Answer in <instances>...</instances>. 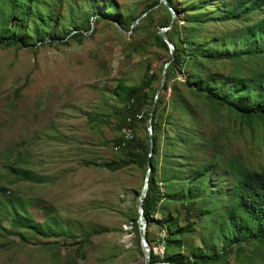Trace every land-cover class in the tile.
Here are the masks:
<instances>
[{
  "label": "rangeland",
  "instance_id": "374dc122",
  "mask_svg": "<svg viewBox=\"0 0 264 264\" xmlns=\"http://www.w3.org/2000/svg\"><path fill=\"white\" fill-rule=\"evenodd\" d=\"M110 1L116 6L115 12L126 19L138 16L155 0ZM44 2L56 4L52 28L73 30V22L85 25L87 0H40L36 5L41 7ZM97 4L102 12L106 0H98ZM9 7L20 12L19 19L27 21L22 31L35 37L29 12L13 1ZM49 8H43L45 16L50 14ZM165 16L166 11L160 10L151 27L137 30L134 27L142 25L141 20L131 25L104 17L93 25L95 32L82 37L81 42L70 36L64 39L68 43L0 45V187L5 188L0 190L4 202L0 209L15 206L33 220L53 226L56 232L62 229L69 234L42 237L30 233L25 239L23 231L11 227V219L1 217L0 264H145L132 218L139 207L138 193L146 170L133 165L111 171L101 164L121 156L114 141L122 131L116 126L119 118L111 108L122 105L115 95L120 82L138 85L146 69L151 68L159 76L153 82L158 88L170 53L154 43L152 35ZM16 22L13 20L11 26ZM256 66L264 67V58L257 60ZM211 69L229 71L220 64ZM170 92L168 88L167 98ZM183 108L173 109L175 114L181 112V120L186 115ZM195 109L198 127L206 135L218 136L225 160L236 156L250 168L264 166V124L258 121L251 126L238 114L202 101ZM145 116L135 127L142 137L148 129L152 133ZM5 164L30 169L45 182L19 180L8 174ZM220 174L225 188L232 187L238 178L225 163L214 177ZM18 199L26 203L18 204ZM169 208L175 212L178 206ZM160 216L157 213L155 218ZM216 218L212 214L202 219L196 235L187 238L186 252L194 244H205L206 239L217 241L211 240L209 227ZM157 223L149 228L151 246L163 254L164 246L158 239L165 233ZM101 227L109 231L85 237ZM71 235L83 242V257Z\"/></svg>",
  "mask_w": 264,
  "mask_h": 264
},
{
  "label": "trees",
  "instance_id": "16d2710c",
  "mask_svg": "<svg viewBox=\"0 0 264 264\" xmlns=\"http://www.w3.org/2000/svg\"><path fill=\"white\" fill-rule=\"evenodd\" d=\"M11 1L29 12L35 37L22 31L27 21L19 19L20 12L10 9ZM97 1L87 0L89 10L83 16L85 25L73 22V30H57V26H51L56 4L44 2L38 7L36 4L40 0H0V45L33 47L60 41L68 43L64 39L70 36L81 42L82 37L95 32L93 25L104 17L133 25L145 15L141 20L143 24L134 30L151 27L160 10H165L166 16L157 23L159 27L169 25L172 20L169 7L161 0L147 5L138 16L126 19L115 12L114 2L106 0L100 12ZM168 2L177 18L166 32L175 45V56L161 89L164 93L157 94L153 82L159 76L151 68L146 69L138 85L127 86L120 82L115 95L122 105L111 108L119 118L118 130L132 128L133 136L122 145L124 137L120 134L114 143L120 144L121 156L103 161L101 166L118 171L134 165L147 173L150 159V182L144 202L146 238L152 242L149 228L157 221V226L165 233L158 239L163 243L164 252L158 254L152 248L151 264H264V166L250 168L236 156L225 160L224 146L218 136L206 135L198 127L199 116L195 109L197 102L202 101L213 108H225L238 114L251 126L258 121L264 124V67L256 66L257 60L264 58V0ZM43 8H49L50 14L45 16ZM13 20L17 21L15 26H11ZM221 25L223 30H220ZM209 28L212 29L210 33ZM152 36L154 43L169 52L160 29ZM214 64L229 68V71L212 70ZM168 88L171 92L167 98ZM155 98L152 135L147 132L142 137L135 131L137 123L143 119L137 116L144 111L145 119H149ZM182 107L186 115L181 120V112L175 114L173 109ZM223 163L227 170L238 175L230 188L224 187L222 174L214 177ZM5 168L9 175L19 180L45 182L44 177L30 169L13 164H5ZM0 190L5 191V188L0 187ZM16 203L25 204L26 201L18 199ZM2 204L0 198V206ZM170 205L178 206L175 212ZM157 213H161L159 219L155 218ZM212 214L217 218L215 223L209 224L211 240L217 238V241L212 243L206 239L205 244H194L186 252L187 238L195 236L202 219ZM1 217L11 219V227L23 231L25 239L30 233L42 237L69 235L62 229L56 232L53 226L33 220L17 211L15 206L0 209ZM132 225L138 234V210ZM107 231L108 228L101 227L84 235L90 238ZM70 237L76 240L77 252L83 257V242L73 235ZM137 243L141 246L140 236Z\"/></svg>",
  "mask_w": 264,
  "mask_h": 264
},
{
  "label": "water",
  "instance_id": "95a60500",
  "mask_svg": "<svg viewBox=\"0 0 264 264\" xmlns=\"http://www.w3.org/2000/svg\"><path fill=\"white\" fill-rule=\"evenodd\" d=\"M161 1L166 6L169 7V10L172 13V20H171L169 25L160 27V34L169 47L170 57L167 59V61L165 62L164 66H163L161 80H160V83H159L158 88H157V94L160 93L163 85L166 82L168 66L173 61L174 56H175V45L172 42V40L168 37L166 32L173 26V24L176 22V18H177L176 12H175L174 8L170 5L168 0H161ZM156 98H157V96H156ZM156 98H155V100L151 106V109H150L149 128L152 125V116H153L154 109L156 106ZM148 131H149V134L152 135V133L149 129H148ZM152 148H153V141L151 140V148H150L151 151H152ZM149 156H151V152H150ZM150 167H151V163H150V159H149V165H148V170H147V173L145 176V181H144L143 187L140 191L139 207H138V229H139V235H140V244H141V248H142V251H143L144 257H145V264H151V257H152V246H151V243L146 238L147 219L145 217V211H144L145 197H146V193H147V190L149 187V182H150Z\"/></svg>",
  "mask_w": 264,
  "mask_h": 264
},
{
  "label": "built area",
  "instance_id": "2783aa9c",
  "mask_svg": "<svg viewBox=\"0 0 264 264\" xmlns=\"http://www.w3.org/2000/svg\"><path fill=\"white\" fill-rule=\"evenodd\" d=\"M144 115V111H142L140 114H138V118L141 119ZM122 135L124 137V140L122 141V145H125L126 144V140L128 139H131L132 136H133V130L132 128H129V127H125L122 129ZM117 150H120V144L117 145ZM163 251H164V248H163Z\"/></svg>",
  "mask_w": 264,
  "mask_h": 264
}]
</instances>
